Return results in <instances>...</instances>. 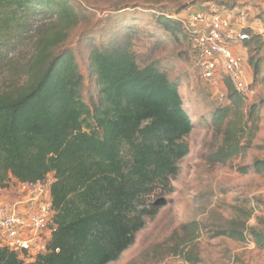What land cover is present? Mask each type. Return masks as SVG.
Returning <instances> with one entry per match:
<instances>
[{
	"label": "trees",
	"instance_id": "16d2710c",
	"mask_svg": "<svg viewBox=\"0 0 264 264\" xmlns=\"http://www.w3.org/2000/svg\"><path fill=\"white\" fill-rule=\"evenodd\" d=\"M116 4L101 33L109 37L89 55L98 86V101L90 105L82 96L84 77L77 55L60 48L83 21L71 0H0V56L13 44L15 29L38 15L53 19L40 37L27 81L0 92V189H12V179L16 189L18 183L51 177L56 223L44 251L32 255L2 246L0 264H109L168 202L172 178L189 152L185 137L197 126L179 88L198 90L179 85L157 62L141 65L132 50L140 29L119 17L127 15L125 8L131 15L138 13L132 11L135 6L151 9L155 32L169 42L190 44L183 22L173 17L183 8L164 7L157 0ZM254 59L249 62L257 77L261 67ZM225 85L230 103L215 107L210 116L222 139L211 155L215 163L239 155L244 139L251 146L263 118L264 99L247 105L229 77ZM247 169L264 172V159ZM248 220L227 219L210 238L226 236L264 250V224L249 225ZM181 228L183 237L168 254L198 263L194 249L187 248L197 242L203 227L191 222Z\"/></svg>",
	"mask_w": 264,
	"mask_h": 264
},
{
	"label": "rangeland",
	"instance_id": "374dc122",
	"mask_svg": "<svg viewBox=\"0 0 264 264\" xmlns=\"http://www.w3.org/2000/svg\"><path fill=\"white\" fill-rule=\"evenodd\" d=\"M152 1L155 0H71L82 14L83 21L70 32L60 48H69L77 55L84 77L82 96L88 104L93 105L98 101L96 75L90 67L89 55L94 46L104 43L109 37L101 33L114 15V5H141ZM157 1L164 7L181 6V12L173 16L181 21L208 1L244 8L255 30L250 44L238 50L244 54L251 70L247 73L248 78L246 75L248 90L238 92L247 105L264 99V0ZM128 10L124 9L127 15L119 17V20L140 29L133 36L132 45L138 62L141 65L157 62L177 79L179 85L190 84L198 90L179 88L187 97L190 115L197 126L185 137L189 152L179 162L178 174L172 178L171 192L166 194L167 204L148 219L136 241L109 264H192L182 255L168 254V248L181 241L178 237H183L182 225L191 222H198L203 227L197 242L187 248H193L200 258L195 264H264V250L257 248L253 242H239L226 236L210 238L213 229L227 219L246 220L248 217L249 225L264 224V172L247 169L255 160L264 159V109L260 129L254 135L251 146L244 139V148L239 155L226 163L213 162L211 155L220 147L222 139L216 135L210 116L215 107L230 103L227 86H216L202 79L187 40L172 43L155 32L149 15L151 9L141 10L135 6L132 10L138 11L135 15L129 14ZM52 26L50 16L38 15L22 29L12 32L13 44L0 56V92L13 91L24 85L40 37L43 31ZM154 32L156 34H151ZM251 56L261 67L257 77L249 62ZM220 93L226 94L223 101L219 99ZM246 169L248 172H244ZM10 185L12 189L7 192L0 189V197L15 191L13 179Z\"/></svg>",
	"mask_w": 264,
	"mask_h": 264
},
{
	"label": "built area",
	"instance_id": "2783aa9c",
	"mask_svg": "<svg viewBox=\"0 0 264 264\" xmlns=\"http://www.w3.org/2000/svg\"><path fill=\"white\" fill-rule=\"evenodd\" d=\"M182 22L189 32L195 62L203 80L225 86L229 77L235 89L247 91L245 56L238 51L252 38L254 23L248 12L210 1ZM225 93L219 94L223 101ZM51 177L18 183L13 193L0 197V247L27 250L32 255L46 249L56 230L51 197ZM7 192V191H6Z\"/></svg>",
	"mask_w": 264,
	"mask_h": 264
},
{
	"label": "crops",
	"instance_id": "0c3cea01",
	"mask_svg": "<svg viewBox=\"0 0 264 264\" xmlns=\"http://www.w3.org/2000/svg\"><path fill=\"white\" fill-rule=\"evenodd\" d=\"M245 61H246V59H245ZM244 67H245V68H244V71H245V73H246V75H247V78H248V75H249V74H247V73H250V71H251V70H250V66H248V63L245 62ZM248 68H249V69H248ZM245 69H246V70H245Z\"/></svg>",
	"mask_w": 264,
	"mask_h": 264
}]
</instances>
